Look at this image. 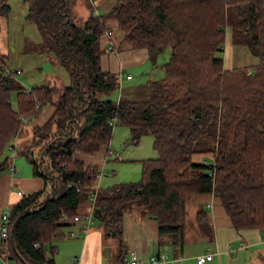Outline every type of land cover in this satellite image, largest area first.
Segmentation results:
<instances>
[{
	"label": "trees",
	"instance_id": "16d2710c",
	"mask_svg": "<svg viewBox=\"0 0 264 264\" xmlns=\"http://www.w3.org/2000/svg\"><path fill=\"white\" fill-rule=\"evenodd\" d=\"M22 1L25 18L65 63L71 84L27 88L6 70L7 55L0 52V157L16 148L28 118L47 105L55 109L33 129L31 145L18 151L45 188L10 206L12 259L57 264L46 246L58 252L52 244L58 229L75 223L79 206L93 194L105 240L118 238L121 246L123 216L138 212L157 220L159 249L165 238L181 249L187 201L204 193H214L237 231L264 229V0H116L108 12L82 20L65 0ZM10 12L8 0H0V15ZM108 17L117 20L131 49L153 55L171 47L164 77L147 82L148 99L100 98L119 88L118 75L101 67ZM228 27L232 42L246 45L257 65L224 67ZM118 125L130 129L134 144L151 135L158 156L142 160L140 180L95 190L97 170L74 154L110 144ZM12 159L0 160V173L12 169ZM198 222L211 233L205 211L198 212Z\"/></svg>",
	"mask_w": 264,
	"mask_h": 264
},
{
	"label": "crops",
	"instance_id": "0c3cea01",
	"mask_svg": "<svg viewBox=\"0 0 264 264\" xmlns=\"http://www.w3.org/2000/svg\"><path fill=\"white\" fill-rule=\"evenodd\" d=\"M94 2L95 13L101 15L108 12L116 0H94ZM9 16L0 18V23L3 25L0 35L5 43L7 32L4 30L7 25L3 18H9ZM104 24L107 29L101 38V67L104 71L117 74L118 78L121 72L131 74V79L125 77L121 81L118 79L120 88H129L135 79L134 69L138 70L139 74L140 71L148 73L152 69L151 64L147 65L151 56L147 49H131L124 43L123 35L119 32L117 20L114 17H108ZM143 65H147V68L144 66L142 70L137 69ZM54 110L52 105H47L38 115L24 122L16 140L17 151L31 145L33 129L44 125L53 115ZM110 146L111 143L103 145L96 151H77L74 154L75 158L83 161L86 166L97 170V175L91 181L95 190L106 189L121 180L114 176L116 173L114 169L106 171L103 176L102 173L100 175L103 167L100 164L101 159H104L107 165L112 157H115V160L121 158L119 154H108ZM16 156L22 157L19 154ZM139 160L142 162V159ZM20 163L22 162L12 159V169L0 173V216L5 208L18 204L24 196L45 188L42 178L34 176L32 170H23L24 164H21V171L18 170L17 166ZM114 179L116 181H113ZM199 211H205L211 230L209 234L200 227ZM93 212L92 200L78 208L79 215H89ZM188 215L190 225L187 227L186 224L185 243L181 249H175L168 238H165L164 246L159 249L157 220L140 217L138 212H127L123 216L122 246L118 238L105 240L101 226L96 225L95 221L98 220L96 217L93 218L88 232L83 231L80 223H73L59 228L57 234L59 232V236L64 238L63 243L68 240L64 243L65 247L73 248L74 256L71 261L74 264L76 261L77 264H119L129 257L132 251L136 252L142 260H148L152 255L163 253L169 259L176 260L177 264H197V257L208 251L214 253V259L205 264H264V229L237 231L214 193L197 194L188 199ZM71 232L75 235H71ZM57 248L59 251L60 247Z\"/></svg>",
	"mask_w": 264,
	"mask_h": 264
},
{
	"label": "rangeland",
	"instance_id": "374dc122",
	"mask_svg": "<svg viewBox=\"0 0 264 264\" xmlns=\"http://www.w3.org/2000/svg\"><path fill=\"white\" fill-rule=\"evenodd\" d=\"M68 8L73 11L78 19H85L94 11V0H65ZM11 6L9 18H3L6 23L4 32H7L6 43L0 35V51L7 55L5 61L6 70L13 73L14 79L27 88L48 86L56 89L64 88L71 84L70 71L65 63L60 59L57 52L52 50L43 42L39 28L34 22L28 21L25 17L28 14V6L22 0H8ZM98 4V3H97ZM4 16L0 15V18ZM3 25L0 23V33ZM171 55V47L165 52L156 53L151 56L147 65L151 70L142 72L134 69L135 79L129 88H117L110 93L100 94V98L110 99L115 102L120 100V95L130 97L134 100H144L150 97V90L147 81H156L164 77L163 65L168 62ZM224 60L226 69H235L240 67H253L259 63V59L254 56L246 45H239L232 42V28L226 30V41L224 51L220 54ZM140 63V62H139ZM137 69L142 70L144 66ZM146 70V69H145ZM13 103L16 107V94H13ZM153 137L149 134L141 138L140 143L134 144L131 141V132L128 127L115 126L113 138L111 140L110 151L114 154L121 155L119 160L112 157L108 164L101 159L103 165L100 175L106 174V171L114 169L116 179L122 181H138L142 175V164L139 159L155 158L157 152L153 148ZM17 149L7 148L4 155L0 157L2 161L4 156H9L15 161L22 162L17 166L21 171V164H24V171L32 170L31 165L23 158L17 157ZM17 157V158H16ZM137 159V160H136ZM121 160H124L123 162ZM113 167V168H112ZM134 179V180H133ZM120 180V181H121ZM113 181H116L115 179ZM118 181V182H120ZM49 190V189H48ZM190 213V212H189ZM190 217L187 216V227ZM100 225L99 220L95 221ZM67 230V229H66ZM65 230V231H66ZM64 238L57 236L53 239L52 244L60 247L55 253H50V245H47V256H53L57 264H74L71 260L74 256L72 247H65L64 243L68 242ZM73 241V240H72ZM263 258V257H262ZM112 262H114L112 260ZM115 263V262H114ZM10 264H21L16 259H11Z\"/></svg>",
	"mask_w": 264,
	"mask_h": 264
},
{
	"label": "built area",
	"instance_id": "2783aa9c",
	"mask_svg": "<svg viewBox=\"0 0 264 264\" xmlns=\"http://www.w3.org/2000/svg\"><path fill=\"white\" fill-rule=\"evenodd\" d=\"M249 74H253L252 71L249 72ZM131 79V74H125L123 72L120 73L119 79L120 81L123 78ZM113 124V123H112ZM111 155H116L112 151H110ZM207 163V161H205ZM209 163V162H208ZM96 199V194H93L90 197V200L93 202ZM12 210L9 207L5 208L1 214L0 217V264H10V261L12 259L11 249L9 245V236H10V224L12 222ZM94 212L93 214L89 215H79L77 214L74 216L73 221L75 223H80L83 226V231L88 232L91 228V225L93 223L94 218ZM71 235H75L74 232H71ZM34 246L36 248L40 247L39 243H34ZM214 259V253L208 251L203 254H200L197 257V264H205L211 260ZM176 260L169 259L166 254L161 255H152L148 260H142L141 257L134 251H132L129 255V257H126L124 259V262H121L119 264H176ZM77 264V261L75 262Z\"/></svg>",
	"mask_w": 264,
	"mask_h": 264
}]
</instances>
